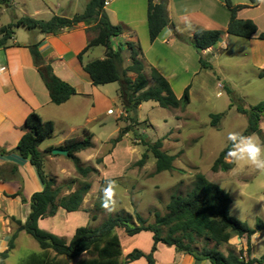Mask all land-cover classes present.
<instances>
[{
    "label": "trees",
    "instance_id": "obj_1",
    "mask_svg": "<svg viewBox=\"0 0 264 264\" xmlns=\"http://www.w3.org/2000/svg\"><path fill=\"white\" fill-rule=\"evenodd\" d=\"M221 1L230 11L226 33L244 39L253 38L258 32L255 22L237 17L238 12L248 6L234 5L231 0ZM249 1L251 5L257 3L256 0ZM9 2L10 0H0V5H6ZM105 3L106 0H89L85 10L73 17L55 15L49 20L19 18L1 28L0 47L8 45L15 29L18 28L38 30L43 34H58L64 29H73L82 24H94L93 27L88 28V31L94 32L95 35L90 39L86 48L79 53L78 59L82 62L83 69L89 75L94 86L119 84V99L125 114L120 119L124 120L127 126L119 131L115 139L111 140V144L114 146L126 134L137 132L139 126L137 112L143 103L153 101L162 108L185 110L190 104V85L178 98L170 83L154 67H150V78L153 82V85L150 86L139 42L128 41L117 45V47L113 46L112 40L122 35L126 28L123 25H114L110 22L105 11ZM168 5L169 0H148L147 26L151 43L170 24ZM223 33L221 30L198 29L192 36H189L174 30L173 37L191 45L196 50L202 69H212L208 56H205L204 52L214 47ZM259 38L264 40V32L259 35ZM95 47H104L105 57L83 63V55ZM28 48L53 104L61 105L77 94L72 85L54 74L51 65L45 61L37 44H31ZM124 50L129 52L130 60V64L126 67L124 66ZM129 74H133L135 77L132 78ZM237 111L247 117L248 124L242 133L244 135L257 133L263 139L260 122L264 118V102L249 109L238 107ZM222 117L223 114H211V126L219 128ZM54 131L53 122L44 121L37 113L33 112L26 118L24 134L16 148L7 151L0 147V156L15 153L28 160L36 168L44 186L41 192L32 195L30 199L31 212L26 222L22 224L12 218V221L17 224V230L11 236L7 251L0 254V264H5L9 252L15 247V240L20 231H25L36 240L42 250L40 254H31L22 264H129L141 258H145L148 264H156L154 252L158 243L174 247L176 251L189 254L197 260H207L210 264H264V255L260 259L243 261L233 252L225 255L219 250V247L228 243L233 235L249 238L255 231L230 215L232 204L230 196L219 185L209 181L202 174L195 176L193 187L187 195L171 196L167 205V213L164 215L156 213L154 223H148L136 211L133 215L125 213L109 216L98 226L78 228L70 241L40 229L38 221L55 216L59 208L67 212L80 210L84 197L91 187V183L85 179L92 173L97 174L95 168L84 166L77 157L79 152L93 146L92 135L88 131H84L82 138L68 140L60 147L67 151L66 158L72 161L76 173L83 179L79 183L76 180L69 181L66 187L71 189L77 183L78 187L75 192L62 195L63 186L57 185L55 179L50 178L44 172V155L51 154L53 148H48L45 152L39 150L41 143L51 138ZM136 135L139 136V134ZM137 139L146 147V151L136 163L138 166H144L151 154L155 159L156 174L174 169L175 157L163 150L165 137L153 143L142 137ZM231 147L232 144L229 142L226 148L220 152L211 167L213 172H227L234 168L235 164L225 160ZM97 162L101 163L102 159H98ZM12 173H16V170H13ZM102 195L95 202L93 208L95 214L92 219L104 211L101 208ZM116 229H122L128 236L151 232L154 241L151 251L145 253L135 249L123 257L122 245ZM197 239L206 240V242L212 241L214 246L195 249L192 244ZM51 252L55 255L52 256ZM83 255L84 258H82Z\"/></svg>",
    "mask_w": 264,
    "mask_h": 264
},
{
    "label": "crops",
    "instance_id": "obj_2",
    "mask_svg": "<svg viewBox=\"0 0 264 264\" xmlns=\"http://www.w3.org/2000/svg\"><path fill=\"white\" fill-rule=\"evenodd\" d=\"M231 1L234 5L248 6L240 10L237 17L255 22L258 32L253 38L244 39L226 33L230 11L221 0H169L170 24L151 43L147 26L148 0H106L105 11L110 22L114 25H123L126 28L122 35L112 40V44L117 47V45L128 41L139 42L146 65L145 71H149V67H154L170 83L175 95L180 98L190 81L199 76L204 69L201 68L196 50L191 45L174 38L173 31L176 30L192 36L198 29L221 30L224 33L218 43L204 52L211 65L212 59L217 58L215 52L232 49L234 51L231 52V57L234 55L241 56L242 64L251 69L258 78L263 79L264 40L260 39L259 35L264 32V0H256L255 5H251L250 1L246 0ZM135 5L139 6L138 10ZM93 26L92 23L82 24L73 29H64L58 34H43L39 31L19 33V31H15L8 45L0 47L1 148L7 151L16 148L24 134L26 118L35 112L44 121H51L55 125L53 136L42 142L39 150L45 152L48 148L60 149L66 141L82 138L84 131H88L92 135L93 146L79 152L77 157L82 164L85 163V166H89V163H92L96 156L101 153L96 150L95 131L106 126L107 116L115 115V119L120 122L115 133H119L121 129L127 126V123L120 119L125 114L122 110L118 90L113 89V94L109 88L110 84L94 86L89 75L84 71L82 62L78 59L79 53L86 48L90 39L95 35L94 32L88 31V28ZM31 44L38 45L39 51L45 61L51 65L54 74L75 88L77 94L67 102L61 105L52 103L48 89L28 48ZM96 48L98 47L83 55V63L105 57V48L103 47L104 49L101 51H95ZM123 55L125 58L124 66L126 67L130 64L129 52L124 50ZM129 76L135 77L133 74H129ZM147 103L155 104L153 101L143 103L138 111ZM175 117L182 122L180 116L176 114ZM137 119L138 129L143 126L139 120L138 112ZM176 129L179 132L180 129ZM260 129H263L262 132H264V118L260 122ZM168 133L163 136L165 137L164 141L168 139ZM130 136L128 133L123 139L129 138L131 140ZM112 152V155L103 156H114L115 149ZM102 153L104 152L102 151ZM104 157L101 166L107 162ZM60 158H66V156L53 155L52 153L44 155V172L47 176L48 172L53 173L54 170L50 166L54 165ZM111 158L113 159V157ZM94 167L99 172L98 179L91 183L90 190L84 197L82 208L76 212H67L59 208L55 216L38 221L40 229L70 241L78 228L93 226L90 211L94 208L99 196L98 193L102 188L101 182L106 176L104 168L97 165ZM237 168L235 165L229 171H235ZM13 170H16V173L13 174ZM67 170L68 174L72 175V172ZM63 172L65 170L61 169L59 173H53V176L58 177ZM120 177L122 176L118 175L114 179ZM65 178L67 177L65 176ZM95 187L97 189H94ZM43 188L36 168L28 160L15 153L0 156V238L7 240L6 249L0 251V254L7 251L11 236L17 230V224L12 221V218L24 224L31 212L30 199L32 195L41 192ZM76 189L77 186L75 185L71 189L65 186L62 195H69ZM263 231L264 226H261L249 238L233 235L228 243L219 247V250L225 255L233 252L237 256H243L245 261L260 259L264 252L259 253L257 247L263 240ZM116 233L122 245L123 257L135 249L149 253L154 245L151 232H141L134 236H128L122 229H116ZM26 234L25 231L18 232L15 247L9 252L5 264H9L10 258L15 252H18L25 242L30 248V252L20 260V264L31 254L42 252L36 240L28 239ZM124 235L126 237H124L125 243L123 244L122 236ZM3 248L4 246L0 245V249ZM51 254L52 256L55 255L52 252ZM84 257L83 255L82 258ZM154 259L156 264H210L207 260H197L189 254L180 253L174 247H168L162 243L156 245ZM129 264L148 263L145 258H141Z\"/></svg>",
    "mask_w": 264,
    "mask_h": 264
},
{
    "label": "rangeland",
    "instance_id": "obj_3",
    "mask_svg": "<svg viewBox=\"0 0 264 264\" xmlns=\"http://www.w3.org/2000/svg\"><path fill=\"white\" fill-rule=\"evenodd\" d=\"M88 1L10 0L9 4L0 5V37L1 28L19 18L49 20L54 14L73 17L85 10ZM246 1L249 2V0ZM138 7L135 5L137 10ZM15 31L27 33L38 30L18 28ZM96 49L95 51H101L104 48ZM233 51L230 49L215 52L217 58L212 59V69H204L199 76L190 81L189 85L192 84L189 90L190 104L185 111L162 108L156 102L144 104L138 111L139 120L143 126L139 127L136 133H130L131 140L123 139L114 146L111 140L118 136L119 133H115V130L120 123L115 119V115L107 116L106 126L96 129V150L101 153L92 163H89L90 165L88 164L89 167L95 168L94 166L97 165L104 168L105 175L108 177L116 178L118 175L122 177L116 179L117 210L113 213L105 211L98 213L95 219H92L95 212L91 210L93 226L101 224L109 216L125 213L133 215L135 211L148 223H154L156 213L161 215L167 213V205L172 195H187L193 187L197 174L204 175L230 196L232 199L230 215L233 218L246 224L255 232L259 226H264V173L247 166H241L229 172L211 170L220 152L230 142L227 139L228 134L233 131L242 133L247 127V117L240 114L237 108L249 109L264 102V78H258L251 69L242 64L241 56L231 57ZM145 73L152 86L150 67ZM218 84L222 87H218ZM110 85V91L115 89L119 94V84ZM176 114L182 118V122L176 119ZM211 114H223L219 128L211 126ZM176 128L180 129L179 132ZM173 129L174 131H171ZM167 133L168 139L163 142V150L175 157L174 169L156 174L155 159L151 154L144 166H138L136 163L141 159L146 147L137 138L142 137L153 143ZM255 134L264 141V132H262L263 139L257 133ZM114 149V156H111L113 159L104 157L106 154L112 155ZM103 157L107 162L101 166L103 160L101 163L97 160ZM83 165L86 164L83 163ZM50 167L54 169V174L59 173L61 169L65 170L58 177L48 172V176L55 179L59 186L65 187L71 180H76L78 183L83 180L68 158H60ZM67 169L72 172V175L68 174ZM98 175L97 170V174L92 173L85 180L93 183L98 179ZM78 183L75 186L78 187ZM96 187L94 189H97ZM101 187L99 196L103 194V188L106 187L104 180L101 182ZM262 236L263 240L257 247L259 253L264 252V231ZM26 237L34 241L27 234ZM124 237L126 236H122L123 244ZM203 246L213 247L214 243L197 239L192 244L195 249H201ZM28 252L30 248L25 242L10 258L9 264H20V260Z\"/></svg>",
    "mask_w": 264,
    "mask_h": 264
},
{
    "label": "clouds",
    "instance_id": "obj_4",
    "mask_svg": "<svg viewBox=\"0 0 264 264\" xmlns=\"http://www.w3.org/2000/svg\"><path fill=\"white\" fill-rule=\"evenodd\" d=\"M227 139L232 147L225 156V160L235 164L237 167H251L260 173H264V142L253 133L244 135L241 132L233 131L228 134ZM103 195L101 197V208L107 213H113L117 210L116 188L117 183L114 178L105 176ZM0 245L6 249L7 240L0 238Z\"/></svg>",
    "mask_w": 264,
    "mask_h": 264
},
{
    "label": "water",
    "instance_id": "obj_5",
    "mask_svg": "<svg viewBox=\"0 0 264 264\" xmlns=\"http://www.w3.org/2000/svg\"><path fill=\"white\" fill-rule=\"evenodd\" d=\"M53 155H63V156H67V151L63 150V149H54L52 151Z\"/></svg>",
    "mask_w": 264,
    "mask_h": 264
},
{
    "label": "built area",
    "instance_id": "obj_6",
    "mask_svg": "<svg viewBox=\"0 0 264 264\" xmlns=\"http://www.w3.org/2000/svg\"><path fill=\"white\" fill-rule=\"evenodd\" d=\"M218 87H222V86H221L220 84H218ZM218 95H219V94H218ZM240 260L245 261L243 256H240Z\"/></svg>",
    "mask_w": 264,
    "mask_h": 264
}]
</instances>
